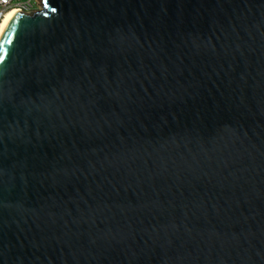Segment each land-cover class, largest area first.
<instances>
[{
	"label": "water",
	"instance_id": "95a60500",
	"mask_svg": "<svg viewBox=\"0 0 264 264\" xmlns=\"http://www.w3.org/2000/svg\"><path fill=\"white\" fill-rule=\"evenodd\" d=\"M38 4L0 40V264H264V0Z\"/></svg>",
	"mask_w": 264,
	"mask_h": 264
},
{
	"label": "built area",
	"instance_id": "2783aa9c",
	"mask_svg": "<svg viewBox=\"0 0 264 264\" xmlns=\"http://www.w3.org/2000/svg\"><path fill=\"white\" fill-rule=\"evenodd\" d=\"M12 1L13 0H0V24L9 10L14 9L19 13L25 14H29L35 10L29 1L22 3L18 2L16 4H13ZM36 4H38V0H36Z\"/></svg>",
	"mask_w": 264,
	"mask_h": 264
},
{
	"label": "bare ground",
	"instance_id": "6f19581e",
	"mask_svg": "<svg viewBox=\"0 0 264 264\" xmlns=\"http://www.w3.org/2000/svg\"><path fill=\"white\" fill-rule=\"evenodd\" d=\"M17 13H19V12H17L14 9H12V10H9L7 12V14L5 15L3 21L0 24V40H1V37H2L3 32L5 30V27L10 23V21L12 20V18L14 17V15L17 14Z\"/></svg>",
	"mask_w": 264,
	"mask_h": 264
},
{
	"label": "rangeland",
	"instance_id": "374dc122",
	"mask_svg": "<svg viewBox=\"0 0 264 264\" xmlns=\"http://www.w3.org/2000/svg\"><path fill=\"white\" fill-rule=\"evenodd\" d=\"M28 1L32 4V6L35 10L40 8V6H38V4H36V0H13L12 2H13V4H16L18 2L22 3V2H28Z\"/></svg>",
	"mask_w": 264,
	"mask_h": 264
},
{
	"label": "snow or ice",
	"instance_id": "6c2138e0",
	"mask_svg": "<svg viewBox=\"0 0 264 264\" xmlns=\"http://www.w3.org/2000/svg\"><path fill=\"white\" fill-rule=\"evenodd\" d=\"M53 11H55V9H53ZM4 60H5V50L3 45L0 44V62H3Z\"/></svg>",
	"mask_w": 264,
	"mask_h": 264
}]
</instances>
